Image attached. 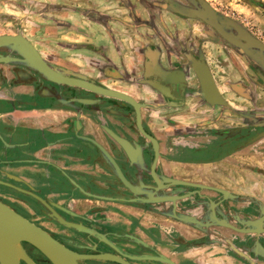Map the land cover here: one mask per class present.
I'll return each mask as SVG.
<instances>
[{
  "label": "crops",
  "instance_id": "1",
  "mask_svg": "<svg viewBox=\"0 0 264 264\" xmlns=\"http://www.w3.org/2000/svg\"><path fill=\"white\" fill-rule=\"evenodd\" d=\"M149 3L0 0V36L136 100L145 131L130 103L57 83L28 48L4 47L0 183L13 192L0 194L81 215L78 240L131 264H264V232L233 228L264 227V59Z\"/></svg>",
  "mask_w": 264,
  "mask_h": 264
},
{
  "label": "water",
  "instance_id": "2",
  "mask_svg": "<svg viewBox=\"0 0 264 264\" xmlns=\"http://www.w3.org/2000/svg\"><path fill=\"white\" fill-rule=\"evenodd\" d=\"M213 12V11H212ZM185 15H188L187 12H183ZM215 12H213V16H215ZM201 21L209 23L215 30L226 39L228 43L234 46V48L238 49L241 52H246L250 55L253 61L264 59V42L259 38H256L251 33L246 30H238V35L235 37L230 36L224 28L216 22L215 18L203 17V15H197ZM215 20V21H214ZM245 37L244 39H242ZM19 46H25L29 49L32 54V60L35 66L48 78L54 80L60 84H66L69 86L82 87L94 93L100 94L102 96L113 97L117 99H121L130 103L136 110L137 120L141 130L145 133L144 129L141 126V112H140V104L132 99L131 97L122 94L117 91H113L107 89L102 86H98L90 81L81 78H75L70 76L62 75L52 69L40 56L39 52L36 48L24 37L20 35H3L0 36V49L6 47L10 49H17ZM119 144L126 151L129 158L132 159V154L134 153V147L129 143V141L124 140L117 135H115ZM264 136V133L257 136L258 139ZM254 139V140H255ZM253 140V141H254ZM193 185V184H192ZM32 197L41 200H44L36 195L32 194ZM47 209L54 213V216L58 218L60 224L65 227H74L78 229L76 224L67 222L60 217V214L54 210L52 204L47 202L45 205ZM237 229L246 234H261L264 232V227L262 225V221H258L257 229ZM10 240L16 242L21 251V255L16 259H6L3 262V257H1L0 251V264H4L5 262H11V264H21L24 262L25 264H36L32 258L28 255L24 248V243H28L32 245L34 248L39 250L52 264H80L82 261H108L114 264H131V262L120 256L118 254H111L108 252H101L99 254H82L75 252L56 238H54L48 231H46L41 226L37 225L27 217L18 213L15 209H13L10 205L0 200V250L4 249V251H8L7 247L2 248L5 240ZM3 252V251H2ZM170 264H176L173 261H169Z\"/></svg>",
  "mask_w": 264,
  "mask_h": 264
},
{
  "label": "flooded vegetation",
  "instance_id": "3",
  "mask_svg": "<svg viewBox=\"0 0 264 264\" xmlns=\"http://www.w3.org/2000/svg\"><path fill=\"white\" fill-rule=\"evenodd\" d=\"M149 4L155 9H162V10H169V11H183V12H187L188 15H181V14H177L178 17H180L181 20H185L187 21L188 19L190 20V18L192 19V17L195 18V22L198 25L199 28H201V30H203L206 33V37H208V39L213 40V41H222V42H227L226 39H224V37L222 35H220L214 27H212V25H210L209 23H206L204 21H201V19H199L198 17H196L197 15H203V17H210V18H215L216 21H218V23L221 24L220 18L221 15L219 16V19L217 18L216 14H214L215 16H213V12L211 11V9L202 1V0H161L159 3L157 2V0H149ZM224 28V30H226V32L232 36L235 37V35H238V30H243L242 28H240L239 26L236 27H226L223 24H221ZM187 27V26H186ZM252 33V32H251ZM254 35V33H252ZM245 37H243L242 39H244ZM260 40H262L260 38ZM263 75H264V70H263ZM257 83L260 84L261 86H263L264 88V81L262 78H260L258 76V80ZM264 131V129H260L259 132ZM36 199V198H35ZM1 200V199H0ZM3 201V200H1ZM6 204L10 205L13 209H15L18 213L22 214L20 212V208L14 207L11 204L7 203L6 201H3ZM39 206V205H38ZM52 207L54 208V210L56 212H58L60 214V217L63 220H66L67 222H71V223H80V222H84V219H81L78 216H73L75 215L74 212L52 205ZM43 210V209H41ZM44 210L48 211L50 214H52V216L54 215L52 211H50L49 209H47L46 207L44 208ZM23 216H25L24 214H22ZM77 215V214H76ZM27 217V216H25ZM55 218L56 221L53 220V223L57 225V227L59 226L60 228L64 227L63 231L62 230H51V229H46L45 227L39 225L38 223H36L37 225L41 226L42 228H44L46 231H48L54 238H56L58 241H60L62 244H64L66 247H68L69 249L78 252V253H82V254H99L101 253L102 249L101 247V243L99 241H96L95 237H92L90 239L85 238V240H78L76 238V236L78 235L77 232H79V230L77 228H72V227H65L62 224L60 225L58 219L53 216ZM83 217V216H82ZM28 219H30L29 217H27ZM57 222V223H56ZM65 230V232H64ZM67 230V231H66ZM97 231V229H96ZM70 232V234L68 233ZM74 235H73V234ZM90 236V235H89ZM24 248L26 250V252L28 253V255L32 258V260L36 263V264H52L39 250H37L36 248H34L32 245L28 244V243H24ZM90 247L91 249H86V247ZM91 261H96V260H90V261H82L80 262V264H93V262ZM21 264H25L24 262H21Z\"/></svg>",
  "mask_w": 264,
  "mask_h": 264
},
{
  "label": "rangeland",
  "instance_id": "4",
  "mask_svg": "<svg viewBox=\"0 0 264 264\" xmlns=\"http://www.w3.org/2000/svg\"><path fill=\"white\" fill-rule=\"evenodd\" d=\"M211 11L220 18L221 24L226 27L239 26L243 30H250V33L260 37L264 41V0H202ZM215 21V20H214ZM217 22V21H216ZM220 24V23H218ZM220 24V25H221ZM222 26V25H221ZM223 27V26H222ZM1 182V181H0ZM5 185L0 183V193L10 192ZM1 200H8L9 204L20 208V212L29 217L34 223L51 230H62L64 227H57L53 223L55 218L47 210H41L33 201L34 197L16 194H0ZM49 202V201H47ZM54 214V213H53ZM57 223V222H56ZM61 225V224H60ZM67 231V230H66ZM65 232V230H64ZM70 234V232H68ZM73 234V233H72ZM74 235V234H73ZM103 251V250H102ZM93 264H107L104 261H91Z\"/></svg>",
  "mask_w": 264,
  "mask_h": 264
},
{
  "label": "bare ground",
  "instance_id": "5",
  "mask_svg": "<svg viewBox=\"0 0 264 264\" xmlns=\"http://www.w3.org/2000/svg\"><path fill=\"white\" fill-rule=\"evenodd\" d=\"M4 245H5V247H7L8 251H4V249L0 250L1 251V257L5 258V259H3V262L6 259H16L17 257H19L21 255V253H20L21 249L16 242L6 239L4 241V244L2 245V248H4ZM4 264H11V262H8V263L5 262Z\"/></svg>",
  "mask_w": 264,
  "mask_h": 264
}]
</instances>
